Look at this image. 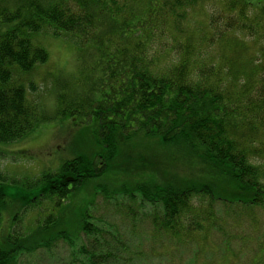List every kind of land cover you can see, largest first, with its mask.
Returning a JSON list of instances; mask_svg holds the SVG:
<instances>
[{
	"label": "trees",
	"instance_id": "obj_1",
	"mask_svg": "<svg viewBox=\"0 0 264 264\" xmlns=\"http://www.w3.org/2000/svg\"><path fill=\"white\" fill-rule=\"evenodd\" d=\"M198 9L203 21L189 17ZM46 31L91 59L74 86L59 82L49 110L20 80L49 60ZM65 116L92 124L97 146L11 179L22 192L0 171V227L2 210L21 204L0 264H39L38 250L59 247L58 264H170L193 241L201 255L225 225L217 204L230 215L264 206V0H0V144ZM88 184L92 199L68 221ZM98 195L124 226L97 211Z\"/></svg>",
	"mask_w": 264,
	"mask_h": 264
},
{
	"label": "rangeland",
	"instance_id": "obj_2",
	"mask_svg": "<svg viewBox=\"0 0 264 264\" xmlns=\"http://www.w3.org/2000/svg\"><path fill=\"white\" fill-rule=\"evenodd\" d=\"M206 13L198 9L192 14L190 10L189 17L195 21H203L206 18ZM195 33L197 34V31ZM40 40V43L49 52V60L45 64L39 65L32 73L20 75V80L28 90V97L40 99L49 110L56 104L55 95L59 82L74 86L78 81L79 73L88 69L91 59L79 49L73 37L54 36L46 31L40 36ZM259 48L260 43L254 42V52H257ZM30 81L35 82L36 90L29 88ZM137 141L142 147H145L148 142L141 138ZM96 146L97 139L92 124L84 123L81 117H58L40 124L20 140L9 144H0V148L5 151V157L0 158V171L9 177L8 181L13 179L20 182L24 178H33L46 169L57 168L63 160L71 158L75 154L92 153ZM12 181L8 182L9 193L22 192L23 188ZM85 190L79 191L73 199L70 206L73 214L66 218L68 221H74L75 216L73 215L79 212L81 204L86 199H92V184L85 186ZM20 205V203L9 204L2 210L0 235L3 238L9 234L14 214ZM127 205L122 206L126 208ZM48 206L50 204L43 201L41 207H37L36 210H32L31 207L25 216V224L31 225L40 210ZM96 208L104 218L106 216L109 220L119 222L124 226L123 218L117 213L121 211V208L115 203H108L103 200L101 195H98ZM217 213L225 225L222 224V231L214 229L210 235L202 238L206 247L203 251L201 250V255L195 254L199 246L193 241L188 249L181 250L174 258L171 257L170 264H198L199 261H206L208 264H264V206L258 205L249 208L239 206L230 215L222 205L217 204ZM123 220L125 221V219ZM25 224L23 223L24 227ZM198 240L199 237L197 242ZM227 242L230 243V247L225 246ZM59 248L56 249L58 255L50 256L51 260L43 249L38 250V254L32 258L39 264H58V256L62 259L67 256V251L63 252ZM55 258L56 261L53 260Z\"/></svg>",
	"mask_w": 264,
	"mask_h": 264
}]
</instances>
